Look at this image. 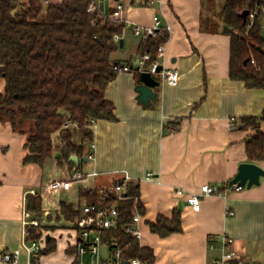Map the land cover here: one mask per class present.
Here are the masks:
<instances>
[{
  "label": "crops",
  "instance_id": "obj_1",
  "mask_svg": "<svg viewBox=\"0 0 264 264\" xmlns=\"http://www.w3.org/2000/svg\"><path fill=\"white\" fill-rule=\"evenodd\" d=\"M115 1L103 5L107 15ZM148 1L124 0L120 20L147 28L154 26L157 16L168 34L160 64L177 69L179 79L172 85L152 75L160 84L149 105L138 101L135 72H120L109 82L103 95L113 104L115 120L94 122L88 143L94 144L92 157L75 162L83 177L71 188L46 191L51 180L69 178L54 175V168L64 167L69 175L71 169L56 159L41 167L23 165L25 135L13 131L11 123L0 122V249L18 250L19 264H111L101 256L77 255L79 218H66L61 203L81 211L85 203L80 188H109L124 175L137 185L144 212H135L139 215L135 227L140 246L153 252L151 264H217L223 235L232 239L228 249L246 264H264V175L258 185L203 197L197 207L174 193L175 188L199 193L205 184L222 187L231 183L240 163L253 162L245 143L255 132L240 120L261 115L264 91L229 77L230 37L218 18L226 0L221 5V0H152V5ZM122 39L123 51L117 49L113 60L135 63L141 37L128 25ZM4 91L5 79L0 76V95ZM259 129L264 132V120ZM253 163L264 170V160ZM148 173L154 177L146 178ZM30 190L41 197L38 217L26 209ZM74 196L77 205L71 200ZM174 211H179L181 232L164 237L151 232L149 222ZM25 218L39 220L37 240L41 250H50L28 256L21 242Z\"/></svg>",
  "mask_w": 264,
  "mask_h": 264
},
{
  "label": "trees",
  "instance_id": "obj_2",
  "mask_svg": "<svg viewBox=\"0 0 264 264\" xmlns=\"http://www.w3.org/2000/svg\"><path fill=\"white\" fill-rule=\"evenodd\" d=\"M255 12L250 20L244 10ZM218 18L230 37L229 77L241 81L244 87L264 91V0H226ZM126 25L111 20L98 9L90 7L89 0H60L44 5L41 0H0V76L5 79V91L0 95V122L11 123L12 130L24 134L27 152L22 164L45 166L51 159L70 169L75 162L88 156L93 139V125L97 120L114 121L113 104L104 98V90L116 75L117 66L127 65L139 77L157 59V49L168 37L160 26L153 36L141 37L138 45L139 64L113 60L119 49ZM149 58L141 61L142 56ZM142 62V64H140ZM260 116L241 117L243 127L255 133L246 141L250 161L264 160V132ZM88 145V146H87ZM57 153L59 154L57 156ZM126 198L108 200L116 204L115 224L95 228L108 241L107 257L116 248L124 261L138 258L151 264L154 255L149 247L140 246L138 239L125 226L130 225L135 212L144 209L138 200L137 185L128 183ZM100 190V189H99ZM99 190L80 188L85 204L100 205L104 201ZM26 209L35 216L41 214V197L28 194ZM61 203L65 217L79 218L80 209ZM151 232L161 237L181 232L179 211L170 217L159 215L149 222ZM40 238L39 228L28 226L27 239ZM116 245H111V241ZM48 247L39 251L46 252Z\"/></svg>",
  "mask_w": 264,
  "mask_h": 264
},
{
  "label": "built area",
  "instance_id": "obj_3",
  "mask_svg": "<svg viewBox=\"0 0 264 264\" xmlns=\"http://www.w3.org/2000/svg\"><path fill=\"white\" fill-rule=\"evenodd\" d=\"M60 0H41V2L44 5H48L53 2H57ZM90 1V7L94 9H98L100 13L106 17H108L111 20H120L121 11L123 10V3H121V0H117L114 2L113 10L110 15H107V13L102 8L103 5H106L110 1L113 0H89ZM136 1V0H132ZM153 1H148V5H152ZM255 12H249L248 17L250 20L253 19ZM154 26L153 27H147L143 28L139 26L138 24L132 25L130 23H125L126 26L130 25L132 27L133 33L138 37H148L155 35L156 30L160 27V19L155 16L154 18ZM120 36H114V40L118 41L120 40ZM164 43L159 45L157 49V59L154 60L150 64V68H148L147 72H149L151 75H158L160 77L161 81L168 82L169 84H176L179 79V71L175 68L170 67H164L160 64L159 58L163 56L164 52ZM149 58L148 54H144L142 56L141 61H145ZM142 62L140 64H142ZM161 65L162 68L160 71H158V66ZM117 72H127L129 70V67L127 65L124 66H117ZM234 126L233 123L229 124V128H232ZM94 144H91V148H93ZM88 158L92 157V153H90ZM83 172L78 167H73L70 171V175L68 179H54L51 180L46 186V191H52L57 189H69L71 188V185L73 181L79 180L83 177ZM154 175L152 173H148L146 178L150 179L153 178ZM129 183V177L127 175H124L121 179L116 181L111 187L109 188H103L99 190V193L101 194V198L104 201L100 205L97 204H84L81 208V215L79 219L77 220V225L80 229V241L77 244V255L82 256L84 254H90L92 256H101V259L103 262H111V264H142L143 262L138 258H132L130 260L124 261L121 257V251L120 249L116 248L111 253V259L107 257V248H108V241H104L102 237L99 235L98 232L93 233V229L97 228H108L115 224V219L118 214L116 204L110 203L108 200L110 197V194H113L115 199H124L126 198V190ZM243 188V186L237 184L236 182L226 184L222 187L219 186H213V185H202L200 187L199 193H191L188 192L182 188H175L174 193L178 195L179 197H185L188 204H190L193 207H197L200 203V200L203 197L211 196V195H220V194H226L231 191H240ZM28 194L37 196L38 193L34 190L28 191ZM26 201V198H25ZM232 213V212H231ZM26 215V212H25ZM139 221V215L134 214L133 220L130 225L125 226V231L130 232L134 237L139 239L140 237V231L135 227V223ZM34 226L36 228L40 227L39 220L33 218V219H27L25 218L23 221V229H22V248H24L28 254V256L31 258L34 253H38L41 250L40 243L38 240H28V226ZM221 250L222 254L219 259L215 260V263L217 264H246L244 260H242L233 250L228 249L229 245L232 242V239L226 235H223L221 237ZM111 245H116L115 239L112 240ZM103 247L105 248V251H103ZM32 262V260H31ZM19 252L18 250H12L7 251L0 249V264H19ZM104 264V263H103Z\"/></svg>",
  "mask_w": 264,
  "mask_h": 264
},
{
  "label": "water",
  "instance_id": "obj_4",
  "mask_svg": "<svg viewBox=\"0 0 264 264\" xmlns=\"http://www.w3.org/2000/svg\"><path fill=\"white\" fill-rule=\"evenodd\" d=\"M117 1V0H116ZM248 14V10H244L241 16L244 18ZM123 39H120V46H122ZM136 66L139 64V59L135 60ZM162 68L161 65L158 66V71ZM139 84L136 86V91L138 92V101L140 103H144L145 105H149V102L153 101L157 95L154 92V88L159 86L160 82L156 80L149 72L141 71L139 75ZM59 154L57 153V156ZM70 160L73 162H78L79 158L76 155H72ZM85 161L86 158L84 157ZM264 175V170L262 167L253 162H242L239 164L238 171L231 183L236 182L237 184L245 187H251L252 185H258L259 179ZM103 251L105 248L103 247Z\"/></svg>",
  "mask_w": 264,
  "mask_h": 264
},
{
  "label": "rangeland",
  "instance_id": "obj_5",
  "mask_svg": "<svg viewBox=\"0 0 264 264\" xmlns=\"http://www.w3.org/2000/svg\"><path fill=\"white\" fill-rule=\"evenodd\" d=\"M222 1L223 0H221L220 5L222 4ZM123 2H124V0H121V3H123ZM102 8H103V6H102ZM119 51H120L119 53H121V51H123V48L120 47ZM53 171H54L53 172L54 175H58V176H61V177L62 176H64V177L69 176V173H68L67 169L64 168V167H62V168H57L56 167V168H54ZM71 200L74 202L75 205H77V200H78L77 197L74 196V197L71 198Z\"/></svg>",
  "mask_w": 264,
  "mask_h": 264
}]
</instances>
